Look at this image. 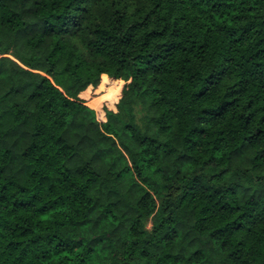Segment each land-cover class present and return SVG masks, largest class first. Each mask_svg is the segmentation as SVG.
<instances>
[{
  "label": "trees",
  "instance_id": "1",
  "mask_svg": "<svg viewBox=\"0 0 264 264\" xmlns=\"http://www.w3.org/2000/svg\"><path fill=\"white\" fill-rule=\"evenodd\" d=\"M0 264H264V0H0Z\"/></svg>",
  "mask_w": 264,
  "mask_h": 264
},
{
  "label": "rangeland",
  "instance_id": "2",
  "mask_svg": "<svg viewBox=\"0 0 264 264\" xmlns=\"http://www.w3.org/2000/svg\"><path fill=\"white\" fill-rule=\"evenodd\" d=\"M147 227L150 228V227H151V223H148V224H147Z\"/></svg>",
  "mask_w": 264,
  "mask_h": 264
}]
</instances>
